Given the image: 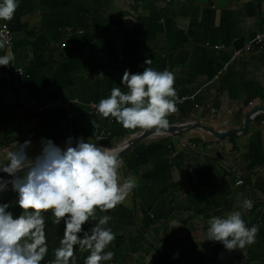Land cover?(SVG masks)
<instances>
[{"label":"crops","instance_id":"crops-1","mask_svg":"<svg viewBox=\"0 0 264 264\" xmlns=\"http://www.w3.org/2000/svg\"><path fill=\"white\" fill-rule=\"evenodd\" d=\"M2 22L14 55L13 65L0 66L2 160L26 140L28 155L35 157L42 138L60 147L68 137L114 147L140 130L102 119L89 103L108 97L113 87L126 91L125 69L142 72L148 58L156 70L175 74L181 102L170 123L200 121L225 131L241 126L249 107L264 104V44L231 58L234 49L264 32V0H19L13 20ZM31 98L55 106L39 111ZM98 134L107 139L98 140ZM122 159V175L138 181L121 204L134 224L114 218L108 224L116 234L109 249L126 238L122 264H235L236 251L207 240L208 220L233 211H241L249 227L260 226L255 243L243 248L242 264H264V199L251 198L253 208L244 209L248 195L234 185L231 170L235 165L243 180H264L263 111L245 133H154ZM255 194L263 198L259 190ZM111 212L97 211V217ZM165 236L174 253L161 248Z\"/></svg>","mask_w":264,"mask_h":264},{"label":"clouds","instance_id":"clouds-1","mask_svg":"<svg viewBox=\"0 0 264 264\" xmlns=\"http://www.w3.org/2000/svg\"><path fill=\"white\" fill-rule=\"evenodd\" d=\"M19 0H0V21L11 22ZM0 66L13 65L10 41L0 37ZM145 59L142 72L125 69L121 84L110 95L94 105L102 119H114L124 129L154 130L163 134L170 128L168 117L178 111L181 102L175 88V74L151 67ZM99 76L103 77L101 73ZM92 126H98L96 119ZM41 152L28 155L31 141L17 142L6 152L0 171L11 180L0 177V193L8 189L18 194L15 204L21 209L14 216L10 203L0 202V264H42L49 251L46 215L53 223L64 224L59 246L49 264H77V248L90 253L84 264H105L115 252L108 250L116 234L108 226L110 215L97 217V211L107 213L121 205L138 186L135 176L124 177L120 151L87 141L83 137H68L63 148L51 139H41ZM243 208L251 211L253 201L245 198ZM93 223L85 230L84 225ZM207 240L222 243L226 250L243 249L255 243L259 225L249 227L241 211L208 220ZM178 253L174 258L178 257Z\"/></svg>","mask_w":264,"mask_h":264},{"label":"trees","instance_id":"trees-1","mask_svg":"<svg viewBox=\"0 0 264 264\" xmlns=\"http://www.w3.org/2000/svg\"><path fill=\"white\" fill-rule=\"evenodd\" d=\"M171 121V120H170ZM233 173V171H232ZM238 186V185H236ZM240 186L247 192V199H255L257 202L260 203L264 199V180H258V181H252L249 177H244L243 183L240 184ZM255 190H259L263 196L261 198L260 196H257L255 194ZM257 196V197H256ZM18 199V194L11 189V184L8 185V189L2 193H0V202L4 203H10L9 211L13 212V215H19L21 213V209L18 205L15 204V201ZM123 209L125 211V214L123 215V212L121 211ZM46 219L48 222L47 227V237H48V245H49V251L47 256L45 257V260L42 262V264H49V261L54 259V249L55 247L59 246V241L62 238L63 230H64V224L61 222V224H55L53 223L54 217L51 216L50 213L45 214ZM117 216V219L115 218ZM121 216L128 217V219H119ZM111 217L114 218L115 223H123V224H134L133 221V214L131 211H127L122 205L117 206L114 210L111 212ZM119 219V220H118ZM114 223V224H115ZM111 221V225H112ZM140 233V232H139ZM141 235V234H140ZM169 238L168 236H165L162 238V241L164 244L161 245V248L165 249L166 251H170L171 253H174L171 249V245L169 244ZM126 238L122 237L120 238V243L118 246H114L112 249H106V251L111 250L115 252V257L112 261L105 262V264H122L121 260H123L124 257H126L124 251H122V245L124 244ZM130 242H133L130 239ZM236 251L234 255L236 257L234 261L235 264H242L238 261V259L242 258L244 256L243 249H236L232 250ZM88 252H81L79 248H77L76 251V257H77V264H84V260L89 255ZM228 256L227 254H225Z\"/></svg>","mask_w":264,"mask_h":264},{"label":"water","instance_id":"water-1","mask_svg":"<svg viewBox=\"0 0 264 264\" xmlns=\"http://www.w3.org/2000/svg\"><path fill=\"white\" fill-rule=\"evenodd\" d=\"M264 112V104H255L249 107L248 110H246L243 114V122L242 125L239 127H234L225 131H221L219 129H215L209 124L201 123L200 121H182V122H175L170 123V128L166 132H173V133H180L184 132L187 129L190 128H201L204 130H207L212 133V135L216 138H223L228 135H234L237 133H245L248 124L250 123L253 116L259 112ZM154 130H138L135 133L130 134L124 141L119 143L118 145L112 147L116 148L118 151H120L121 156H123L128 150H130L138 141L142 140L143 138L154 134ZM64 147V146H63ZM61 147V148H63ZM107 147V146H105ZM4 160L0 161V164H2ZM1 174H7L0 171ZM12 177H9L7 180H11Z\"/></svg>","mask_w":264,"mask_h":264},{"label":"built area","instance_id":"built-area-1","mask_svg":"<svg viewBox=\"0 0 264 264\" xmlns=\"http://www.w3.org/2000/svg\"><path fill=\"white\" fill-rule=\"evenodd\" d=\"M10 29L8 27V25L4 22L0 23V37H4L6 39H8L10 41ZM264 44V32H260V33H255L246 43H244L242 46L234 49L232 51V55L231 58H235V57H239L240 55L244 54V53H248L249 51H251L254 47H261ZM215 48H222V45H215ZM16 73H19L20 70L19 69H15ZM29 102L32 106H34L35 108H37L39 111H45L47 109L53 108L55 105L52 102H45V103H41L38 102L35 98H31L29 99ZM99 102V101H98ZM98 102L95 103H89V106L93 109H95L94 105L97 104ZM69 104V102L67 103H62L61 106L67 107ZM96 138L98 140H105L107 139V135L106 134H98L96 135ZM232 170L234 172V175L236 177L235 180V185H240L243 183V178L241 177L239 171L233 166ZM238 261L240 263L244 262V258H240L238 259Z\"/></svg>","mask_w":264,"mask_h":264},{"label":"rangeland","instance_id":"rangeland-1","mask_svg":"<svg viewBox=\"0 0 264 264\" xmlns=\"http://www.w3.org/2000/svg\"><path fill=\"white\" fill-rule=\"evenodd\" d=\"M39 102V101H38ZM34 107V106H33ZM231 136V135H230ZM1 158V157H0ZM0 160H2V158L0 159ZM235 167L236 168V166L235 165H231V170H232V167ZM237 169V168H236ZM238 170V169H237ZM233 171V170H232ZM239 171V170H238ZM239 173H240V171H239ZM240 175H241V173H240ZM233 176H234V178H235V180H236V177H235V175H234V172H233ZM242 177V176H241ZM235 180H234V185H235Z\"/></svg>","mask_w":264,"mask_h":264},{"label":"bare ground","instance_id":"bare-ground-1","mask_svg":"<svg viewBox=\"0 0 264 264\" xmlns=\"http://www.w3.org/2000/svg\"><path fill=\"white\" fill-rule=\"evenodd\" d=\"M0 177H2L3 179H5V180H7V179H9V175H0Z\"/></svg>","mask_w":264,"mask_h":264}]
</instances>
